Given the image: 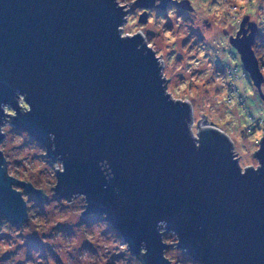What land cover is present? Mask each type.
Here are the masks:
<instances>
[{"label":"water","instance_id":"obj_1","mask_svg":"<svg viewBox=\"0 0 264 264\" xmlns=\"http://www.w3.org/2000/svg\"><path fill=\"white\" fill-rule=\"evenodd\" d=\"M136 7L153 9L154 0ZM121 23L112 0H0V105L18 111L14 127L50 159L63 158L57 197L87 194L88 214L107 213L133 252L147 243L146 264H165L159 222L199 264H264V170L241 177L215 133H204L196 151L187 109L163 97L155 61L136 51L139 38L119 39ZM251 43L235 46L259 80ZM16 92L27 93L29 115H19ZM259 157L264 161V152ZM12 185L43 198L31 183L0 171V218L20 225L28 217Z\"/></svg>","mask_w":264,"mask_h":264},{"label":"clouds","instance_id":"obj_2","mask_svg":"<svg viewBox=\"0 0 264 264\" xmlns=\"http://www.w3.org/2000/svg\"><path fill=\"white\" fill-rule=\"evenodd\" d=\"M112 2L122 13L116 29L119 39L139 38L136 51L151 54L163 97L173 107L187 109L184 125L196 151L202 147L204 133H215L226 142L230 162L241 177L250 171L259 175L264 170L259 157L264 152V0H170L164 14L157 11L162 0H154L153 9L136 7L134 11L140 0ZM145 16L146 22L141 23ZM244 28L248 31L242 32ZM245 39L252 41L249 51L259 80L246 68L243 54L235 46ZM27 99V93H15L19 115L32 112ZM0 112V158L4 162L0 171H6L13 181L26 179L42 195L46 201L42 204L46 211L43 223L62 221L64 225L44 233L29 224L26 232L23 223L17 227L0 218V235L8 228L12 237L0 239V264H146L147 243L141 242L138 254L133 252L118 230L111 228L107 213L99 217L88 214L87 194L56 198L59 177L66 174L63 158L51 160L48 149L27 131L17 134L13 130L18 111L10 104L0 105ZM49 140L54 153L55 135L50 133ZM106 167L105 161L102 171ZM105 178H114L110 168ZM10 187L17 194L19 187ZM20 198L28 217L36 211L33 205L37 202L25 203L28 195ZM157 233L165 249L161 252L165 264H195L188 249L180 248L178 233H169L164 222L158 223ZM30 237L39 241V248H29Z\"/></svg>","mask_w":264,"mask_h":264},{"label":"rangeland","instance_id":"obj_3","mask_svg":"<svg viewBox=\"0 0 264 264\" xmlns=\"http://www.w3.org/2000/svg\"><path fill=\"white\" fill-rule=\"evenodd\" d=\"M183 10L181 8V14H183ZM134 11V10H133ZM158 12H160L161 14H164V11L163 10H157ZM171 25H169L170 27ZM167 27V25L165 26ZM246 29V28H245ZM248 31V29H246ZM181 39H186L185 37H181ZM261 55H264V54H261ZM13 130L17 133V134H20L21 132L23 131H19L17 130L15 127L13 128ZM33 139V138H32ZM35 140V139H33ZM41 147H43L41 144H40ZM44 148V147H43ZM52 160V159H51ZM39 171V170H37ZM14 178V177H13ZM19 181H23V182H28L26 179H17ZM16 187H19V186H16ZM34 187V186H33ZM35 188V187H34ZM16 190L20 191L22 193V195H28L30 199H26L25 202L26 203H30L32 200H35L37 202V205H33L34 208H36V211L33 213V212H30L29 213V216H28V221L27 222H24V227H25V231L27 232L28 231V228L27 226L29 224H31V226L41 232H44V233H47L48 230L50 229H55V230H61L64 228V225H63V222L61 221L59 224H46V223H43L41 218L44 217L46 215V211H45V208L44 206L42 205L44 202H46L43 198V200H37L35 195H31L29 193H27L22 187H19L17 188ZM41 190H44V189H41ZM49 190H51V188H49ZM57 199L59 197H56ZM48 199V198H46ZM91 215V214H89ZM97 217H99L101 214H95ZM33 217H35V219H33ZM1 218H5V217H1ZM88 218L85 217V220H87ZM14 226H19L18 224H13ZM111 226V225H110ZM111 228H113L111 226ZM65 231H70L69 229H64ZM0 239H12V237L9 235V229L8 228H5L4 229V232H3V235H0ZM171 242L167 241L166 244H169ZM29 248H32V247H37L39 248V241H37L35 239V237H30L29 238V244H28ZM189 257V256H188ZM188 257H185L186 259ZM30 258V257H29ZM195 262V261H194ZM195 264H199L197 262H195Z\"/></svg>","mask_w":264,"mask_h":264},{"label":"trees","instance_id":"obj_4","mask_svg":"<svg viewBox=\"0 0 264 264\" xmlns=\"http://www.w3.org/2000/svg\"><path fill=\"white\" fill-rule=\"evenodd\" d=\"M165 243L167 242V241H164Z\"/></svg>","mask_w":264,"mask_h":264},{"label":"flooded vegetation","instance_id":"obj_5","mask_svg":"<svg viewBox=\"0 0 264 264\" xmlns=\"http://www.w3.org/2000/svg\"><path fill=\"white\" fill-rule=\"evenodd\" d=\"M31 195H34V194H31Z\"/></svg>","mask_w":264,"mask_h":264},{"label":"bare ground","instance_id":"obj_6","mask_svg":"<svg viewBox=\"0 0 264 264\" xmlns=\"http://www.w3.org/2000/svg\"><path fill=\"white\" fill-rule=\"evenodd\" d=\"M36 197V196H35Z\"/></svg>","mask_w":264,"mask_h":264}]
</instances>
